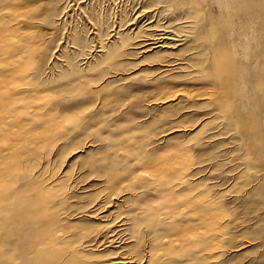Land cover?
Masks as SVG:
<instances>
[{"label":"rangeland","instance_id":"rangeland-1","mask_svg":"<svg viewBox=\"0 0 264 264\" xmlns=\"http://www.w3.org/2000/svg\"><path fill=\"white\" fill-rule=\"evenodd\" d=\"M180 1L187 0H0V28L17 27L18 33L14 34L26 32L31 40L28 58L14 65L19 84L27 83L31 90L24 103L40 109L33 112L29 126L36 143L23 163L32 174L33 168L49 157L45 174L35 178L41 183L49 176L56 180L50 191L55 194L60 212L68 217L57 220L55 229L72 231L67 244L61 245L63 249L85 241L105 224L97 219L99 216L91 217L90 210L94 207L90 208V203H99L122 188H136L139 196L129 197L126 202L139 207L141 222L147 224L167 211L150 200L158 194L151 184L167 189L166 180L177 182L190 175L183 191L175 196L176 212H180L177 219L183 218L187 209L189 221L210 222L213 218L221 222L214 239L195 249L206 248L221 254L220 264H264V162L247 172L242 182L239 180L238 109L233 107L225 113L212 99L187 96L169 104L152 102L165 93H200L208 83H217L206 73L167 75L157 70L160 60L171 55H188L190 59L197 56L191 49L192 34L186 33L172 49L157 48L136 54L133 44L120 47L124 41L135 42L137 39H132L135 32L139 29L145 32L150 23L184 16L187 7L180 8L183 6ZM198 1L205 20L212 13L219 15L216 8L204 4L216 0ZM242 3L250 7L254 16L248 25L252 30L250 37L259 41L253 55L262 57L264 0H242ZM13 6H21V15L12 12ZM182 22L173 25L179 30L191 26ZM246 22L245 19L241 27H246ZM117 30L122 31L119 38ZM221 36L222 32L216 35L215 43L219 44ZM241 36L242 40L245 35ZM18 38L14 47L20 46ZM102 43L106 51L111 50L110 59L104 57ZM209 58L207 54L199 57L201 62ZM254 58L250 65H254L257 57ZM18 67L24 69L19 77ZM105 76L110 78L105 79L108 83L98 95L93 94V85ZM98 98L99 106L90 108ZM22 115L25 119L27 113ZM201 123V130L192 133L191 129ZM133 154L148 159L171 157L177 162L148 184L151 179L141 170L147 158L142 162L135 160ZM36 179L24 180L22 184ZM85 208L88 211L83 215ZM158 215L156 227L164 232L169 225L173 227L171 223L164 226ZM111 219L112 216L105 220ZM20 224L18 219L16 228ZM149 235L150 231L142 235L134 250L141 251ZM1 236L7 234L0 233ZM103 241L106 238L90 240L87 246L90 248L83 250L84 254L105 257L106 262L114 250L109 243L98 246ZM19 253L21 249L0 244V264H27Z\"/></svg>","mask_w":264,"mask_h":264},{"label":"bare ground","instance_id":"bare-ground-1","mask_svg":"<svg viewBox=\"0 0 264 264\" xmlns=\"http://www.w3.org/2000/svg\"><path fill=\"white\" fill-rule=\"evenodd\" d=\"M208 3L204 4L216 8L219 11L218 16L212 13L213 16L205 20L198 0L180 1L179 4L183 5L180 8L187 7L184 16L168 18L169 20L164 23H150L145 32L141 29L140 32L139 30L135 32L136 36L132 38L137 39L135 42L127 40L120 47L126 48L133 44L134 47L131 46L136 54L143 51L152 52L157 48L172 49L185 35L192 34L191 49L197 56L190 59L188 55L186 57L179 54L171 55L168 59L160 60L157 70L167 75L174 72H187L189 76L206 73L215 78L217 83H208L204 86L205 91L200 93H165L152 99V102L169 104L181 96H187L198 100L212 99L225 113L233 107L237 108L236 123L241 132L239 180L242 182L247 172L255 170L258 164L264 162V55L262 57L253 55L255 45L259 41L257 37L254 39L250 37L252 30L250 31L248 25L254 17L249 10L250 7L246 8L242 0H216L214 3ZM21 11V6L12 7L13 13L21 15ZM245 19L246 27H241ZM178 21L191 23V26L179 30L178 26H174ZM182 23L180 24L183 25ZM7 30L0 28V233L7 234L6 237H0V244H3V247L8 245L11 248L21 249L19 257L27 264H220L221 254L212 253L206 248L195 249L197 245H205L214 239L218 234L217 225L220 227V220L210 218V222L189 221L187 209L183 218L177 219L180 212H176L175 196L183 191L184 184L191 179L190 175L177 182L169 183L166 180L165 184H169L167 189H161L156 183L151 184L158 194L150 200L159 203L167 210L164 216L157 215L163 219L164 226L170 223L173 225V227L169 225L165 232L154 225L157 215L147 224L141 222L139 207L134 203L126 202L129 197L139 196L138 189L127 187L108 195L107 199L96 202L97 204L90 203L88 206L94 207L90 210L91 217L97 215L99 216L97 219H102L105 224L91 234L88 240L68 249L61 248V245H66L69 241L72 231L55 229L57 220L68 217L60 212L56 205L55 194L50 191L51 185L55 184L56 180L49 176L44 179L43 184L35 178V176L43 177L44 170L49 164V157H45L47 160L43 159L35 166L32 174L27 171L23 163V158L36 143L31 137L29 126L33 112L40 109H32L24 103L31 90L27 83L19 84L14 65H19L24 62V58H28L31 40L27 38L26 32L20 35L14 34L18 33L17 27H12V30L7 27ZM121 32H116L117 38ZM220 32L222 36L217 44L215 37ZM243 34L245 36L241 40ZM20 36L22 38H18ZM15 38L19 39V47H14ZM100 46L101 51H105L104 57L110 59L113 56L111 50L106 51L103 43ZM202 54L210 55V58L201 62L199 57ZM254 57L256 58L254 65H250ZM23 71V68L18 67L17 75ZM113 74L118 73L113 72ZM105 79L110 78L105 76L95 82L92 88L93 94L100 93L108 83ZM100 102L98 98L92 102L90 108H97ZM22 112L27 113L25 119L23 115L21 116ZM202 126L201 123L191 129V132L198 133ZM46 129L47 127L43 128V131ZM188 130L190 131V128ZM133 156L135 160L140 159L142 162L147 158L146 156L141 158L138 154ZM176 162L171 157L147 158L141 170L151 179L147 182L149 184L152 180H158L162 173L167 172L164 170ZM152 175L155 176L152 178ZM27 179H36V182L22 184ZM87 209L85 208L81 213L84 215ZM110 216H112L111 220H105ZM53 218L56 220L51 222ZM18 219L21 224L16 228ZM178 226L184 228L176 229ZM149 231L146 246L139 252L134 250L133 247L140 242L142 235ZM98 237L107 240L98 246H104L106 243L113 246V256L105 260L106 262L103 259L105 257L96 258L84 254L83 251L90 248H87L90 240ZM21 241L23 244L20 243Z\"/></svg>","mask_w":264,"mask_h":264}]
</instances>
